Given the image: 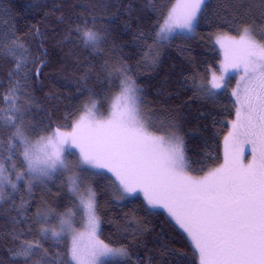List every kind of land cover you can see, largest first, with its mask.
Instances as JSON below:
<instances>
[{"label":"snow or ice","instance_id":"1","mask_svg":"<svg viewBox=\"0 0 264 264\" xmlns=\"http://www.w3.org/2000/svg\"><path fill=\"white\" fill-rule=\"evenodd\" d=\"M169 3L171 7L151 32H139L136 37L147 49L145 63L152 66L165 42L177 35L188 39L196 34L210 7L208 0ZM114 6L103 4L105 8ZM91 23L93 26L89 27V21H81L71 29L68 38L75 34L78 46L99 55L107 42V33L95 27V19ZM255 31L244 22L239 38L217 36L215 42L224 57L221 74L211 73L210 87L197 84L193 78L192 87L198 95L213 101L220 94L214 90L227 88L229 69L240 76L231 93L236 118L230 121L232 131L224 137V163L202 175H197L192 167L184 138L177 134L179 129L171 120L167 122V135L155 134L151 120L143 114L141 89L115 52L112 59L103 62L96 77L98 82L107 81L110 85L114 79L120 80L119 94L106 117L97 107L96 93L88 88L93 69L88 64V70L77 81L79 90L88 93L81 109L83 114L73 117L71 125L53 128L43 122L37 124L31 118L35 98L27 84L40 78L47 61L34 56L27 42L15 33H0V58H11L14 65L9 73L10 87L3 94L0 107V205L8 196L6 188L15 193L18 184L24 182L31 196L35 184H46L57 174H69L68 192L80 201L77 208H87L88 215L84 230L78 232L71 208L55 213L41 206L34 216H28L26 201L21 200L18 207L13 203L18 214L12 217L14 229L22 222L27 227L11 232L12 238L20 239L25 232L38 237L21 240L13 258L22 264H104L102 258H127V248L112 247L98 239L100 218L95 191L84 185L85 180L106 179L105 173H111L115 177L111 181L114 199L123 202L139 193L147 208L164 209L187 233L198 253L199 264H264V33L257 39ZM151 33L154 37L148 44ZM41 55L46 56V51ZM239 136L253 145V159L247 164L230 157L227 150L229 138ZM71 149L79 152L75 164L65 155ZM84 195L88 198L86 204ZM53 216L59 219L58 230L48 226ZM33 225L37 227L34 229ZM140 234L138 226L135 235ZM65 236L71 237V246L64 254L67 259L59 252L50 255L43 247V241L59 244Z\"/></svg>","mask_w":264,"mask_h":264},{"label":"trees","instance_id":"2","mask_svg":"<svg viewBox=\"0 0 264 264\" xmlns=\"http://www.w3.org/2000/svg\"><path fill=\"white\" fill-rule=\"evenodd\" d=\"M208 3L207 18L201 21L196 34L188 39L173 37L158 50L159 59L152 66L145 63L147 49L136 37L139 32H151L171 7L169 0H0V33H15L27 42L34 56L47 61L40 78L27 84L35 98L32 120L53 128L71 125L72 118L82 114V106L88 100L87 91H80L77 83L88 70V64L93 65L88 88L96 93L97 107L106 116L113 96L120 90V80L114 79L110 85L107 81L98 82L96 77L103 62L112 59L115 52L141 89L143 114L151 120L155 132L168 134L167 122L171 120L179 129L177 134L184 138L186 156L196 174L218 167L223 161L224 137L229 133L230 121L235 119V101L229 90L219 92L213 101L201 98L192 87L193 78L197 84L210 87L211 72H218L222 60L215 42L217 36L238 37L241 24L246 22L256 29L255 36L260 39L264 33V0H208ZM103 4L115 6L105 8ZM93 19L95 27L107 33V42L99 55L78 46L75 34L68 38L71 29L81 21H89L92 27ZM153 37L151 33L148 44ZM45 51L47 55L42 56ZM13 67L11 58H0V107L3 94L10 87L9 73ZM105 176L108 178L84 182L95 191L101 240L128 250L125 260L109 264H199L193 245L166 214L147 208L140 197L117 201L113 179L106 173ZM58 177L53 176L46 184H35L31 196L24 182L18 184L15 193L6 188L8 196L0 205V264H22L13 258L17 245L21 240L38 239L27 232L20 239L12 238L11 232L27 227L22 222L14 229L12 217L18 214L13 203L18 207L21 200L26 201L28 216H34L41 206L63 213L73 205L66 182ZM57 220L53 216L48 226L53 227ZM138 226L141 234L135 235ZM43 247L50 255L59 252L67 259L64 254L70 244L62 238L59 244L43 241Z\"/></svg>","mask_w":264,"mask_h":264},{"label":"rangeland","instance_id":"3","mask_svg":"<svg viewBox=\"0 0 264 264\" xmlns=\"http://www.w3.org/2000/svg\"><path fill=\"white\" fill-rule=\"evenodd\" d=\"M220 36H223V35H220ZM175 37V36H174ZM239 38V36L237 37ZM257 38V37H256ZM258 39V38H257ZM216 41V40H215ZM170 41L168 42H165V45H168ZM220 53H221V57H222V60L221 62L223 61V53H222V50L220 49V46L218 44H216ZM220 69H221V64H220V67H219V70L218 72H216L217 76H219L221 73H220ZM214 72V71H212ZM211 72V73H212ZM229 73H230V77H227V83H228V86L227 88L223 89V90H214V91H218V92H222V91H225V90H229L230 93H232V90L236 88V85H237V82L240 80V76L238 74L235 73L234 70L232 69H229ZM211 75H210V80H211ZM231 79H234L233 82L231 84H229L228 81H230ZM138 87V85H136ZM243 86V85H242ZM139 88V87H138ZM140 89V88H139ZM119 94L116 93L112 100H111V103H110V107H109V111L108 113L106 114V116L109 114L110 110H111V105L112 103L115 102V97ZM141 94V93H140ZM233 97V96H232ZM234 98V97H233ZM234 101H235V98H234ZM83 114V113H82ZM105 116V117H106ZM236 118V117H235ZM235 120V119H234ZM70 130V128L68 129ZM232 131V124L230 123L229 124V132ZM156 135H167V134H160V133H156ZM228 136V134L226 135ZM227 150H228V153H229V156L230 157H234L236 158L237 160L240 159L242 156H244V154L247 152V150H253V145L248 141V139L244 136H239V137H236V138H232L230 137L229 138V142H228V145H227ZM67 159L69 160L70 163L72 164H75V162L79 159V152H78V149H71L70 152H66L65 153ZM73 156V157H71ZM75 159V160H74ZM224 159H225V141L223 140V161H222V164L224 163ZM253 159V157H252ZM221 164V165H222ZM220 166V165H219ZM218 166V167H219ZM108 175H110L112 177L113 180H115V177L112 176L111 173H106ZM69 174H65V175H59L58 174V179L59 180H62L64 182L67 181V177H68ZM50 180H48L46 183H49ZM84 185L85 186H90L92 188L91 185H88L84 182ZM93 189V188H92ZM84 189L82 188L81 189V192L83 193ZM73 197V196H72ZM133 197H140L143 201H144V198H143V195L142 194H137L136 196H133ZM87 195H84V201H85V204L87 203ZM95 200H96V196H95ZM145 202V201H144ZM80 203V201L78 199H76L75 197H73V205L70 207L73 212H74V216H73V224H74V227H76L77 231H83L84 230V225L87 223V220H88V215H87V208L86 207H79L77 208L76 205H78ZM146 203V202H145ZM69 208V209H70ZM69 209H66L63 213L67 212ZM154 211H160V212H163L164 214H167V212L164 210V209H160V208H156V209H152ZM97 212V210H96ZM98 215V213H97ZM169 217V216H168ZM173 223L187 236V233H185L180 227L179 225H177L175 223V221L169 217ZM59 219L56 221L55 225L52 227V228H56L57 230L59 229ZM100 229H101V223H100V227H99V230H98V233H97V237L98 239L101 240L100 238ZM64 238H66L68 241H69V244L71 246V237L70 236H65ZM188 238V236H187ZM189 239V238H188ZM102 241V240H101ZM189 241L191 242V240L189 239ZM192 244V242H191ZM104 260V264H109L111 262H117V261H123L126 259V257H120V256H110V257H107V258H102Z\"/></svg>","mask_w":264,"mask_h":264},{"label":"flooded vegetation","instance_id":"4","mask_svg":"<svg viewBox=\"0 0 264 264\" xmlns=\"http://www.w3.org/2000/svg\"><path fill=\"white\" fill-rule=\"evenodd\" d=\"M253 152L252 150H247V152L242 156L240 159H238L241 163L247 164L252 161Z\"/></svg>","mask_w":264,"mask_h":264}]
</instances>
